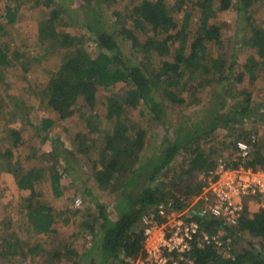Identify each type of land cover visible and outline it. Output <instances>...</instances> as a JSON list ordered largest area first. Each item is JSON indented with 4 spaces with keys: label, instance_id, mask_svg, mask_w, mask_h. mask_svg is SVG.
<instances>
[{
    "label": "trees",
    "instance_id": "1",
    "mask_svg": "<svg viewBox=\"0 0 264 264\" xmlns=\"http://www.w3.org/2000/svg\"><path fill=\"white\" fill-rule=\"evenodd\" d=\"M29 1L37 5V1L42 0ZM64 1L57 0L54 5L47 6L50 8L49 16L40 24L38 33L41 46L49 48L50 53L64 52L60 68L52 74L46 88H43L44 104L56 119L45 118L41 124L31 122V140L34 142L42 138V144L37 148L29 141L30 154L25 160L30 169L22 170L20 163L12 161L14 150L26 149L28 146L21 130L10 129V137L5 144L9 147L2 152L4 169L18 177L21 190L29 191L23 205L24 213L35 233L42 235L41 243L27 246L22 253L19 251V243L13 239L14 234H9L3 241L0 264H8L7 261L19 257V253L30 260L29 264L141 263L147 256V226L143 218L156 214L157 220L160 206L183 210L184 203L199 195L207 184L206 180L200 181L193 188L187 187L183 196L178 197L175 187L187 180L182 179L183 175L174 176L170 170L175 164L178 166L181 159L182 163L178 167L183 168V162L189 166L187 172L182 170L184 173L195 175L197 171H205L208 177L223 159L221 156L203 153L198 146L192 150L189 147L192 143L202 142L217 129H224L228 133L227 146H231L233 151L228 163H225L228 169L264 168V138L258 142L256 133L247 138L248 131L243 127L248 118L253 119V122L258 118L264 119V110L253 103L255 65L250 62L244 64L251 73V85L232 95L227 85L229 87L234 83L230 81V71L235 63L226 68L225 60L209 59L212 49L219 52L224 50L223 37L228 27L226 24L212 22L216 15L214 5H218L220 11L234 8L240 13H246L247 7L254 0H245V8L233 4V0H133L125 8L132 7L128 10V19L121 10L114 9L111 12L119 24H133L132 28L125 27L126 24L122 28L125 40L131 41L132 57H127L122 51L117 36L112 32L114 25L102 21L104 16L98 7L88 6L85 13L88 18L86 30L90 36L86 37L90 42L93 41L96 48L95 55H92L86 47V37L76 36L74 26L63 19L61 6ZM134 3L135 6H131ZM6 11L8 24H16L19 9L10 7ZM178 12L183 13L182 20L176 16ZM250 29L252 36L244 41L243 46L264 59V29ZM152 55L167 60L158 65L152 62ZM37 59L26 61L29 67H25V73L37 63ZM11 61L8 52L0 47V68L9 66ZM197 73H200V80L191 95L181 94L185 79ZM233 75L236 81H244L243 74ZM120 83L125 85L123 100L107 97L109 88ZM216 84L222 85L225 92L215 93L217 103L205 112V117H200V127L196 124L193 129L186 125L182 129L177 128L174 134L179 136L178 132L185 130L188 132L187 139L171 140L167 135L156 156L143 157L146 132L128 126L125 110L143 105L152 121L162 123L165 120L164 104L177 108L190 99L188 96L201 93L206 85ZM229 101L235 105L227 112L225 109L230 106ZM102 106L108 108L105 115L99 112ZM76 117L79 132L74 138L61 143L65 127L60 131L59 123ZM103 118L112 123L113 129L104 135L105 146L101 148L102 152L96 160L95 142L101 135L99 122ZM25 127L30 129L28 124ZM240 129L243 131L232 138V132ZM48 141L52 149L42 152L41 149ZM241 141L251 145L250 154L245 158L237 149ZM68 157L76 159V163L68 161ZM64 161L65 168L61 166ZM80 165H87L91 173L89 178L100 189L116 191L118 202L105 205L95 201V208L91 209L87 201L94 199L95 190L90 181L83 179L87 172L77 174L76 180L79 181L76 182L82 188L77 187L76 190L73 186L76 182L71 179L73 170ZM45 177L49 178L54 199L67 196V189H72L75 196L78 193L82 195L81 207L73 206L76 198L74 195L69 200L71 208L69 206L66 212L82 220L79 230L65 238H62L60 229L55 227L57 216L63 212L57 214L55 208L45 204L44 195L36 187V183ZM119 180L122 183L117 188L116 182ZM196 220L201 226V238L205 235L215 237L224 232L226 235L220 244L204 246L197 245L198 236L192 249L195 264H264V211L261 209L252 211L251 205L245 201L237 214L238 223L233 227L213 217L204 219L200 212ZM243 233L261 240L258 244L249 242V248H244L235 256L230 250L233 255L226 256L224 248L234 246ZM88 237L94 241L92 247L75 244V241Z\"/></svg>",
    "mask_w": 264,
    "mask_h": 264
},
{
    "label": "rangeland",
    "instance_id": "2",
    "mask_svg": "<svg viewBox=\"0 0 264 264\" xmlns=\"http://www.w3.org/2000/svg\"><path fill=\"white\" fill-rule=\"evenodd\" d=\"M56 1L57 0H42L41 2L37 1V5H34L36 3H31L29 0H0V47L8 52L12 60L9 66L0 68V251H2L4 245L3 241L9 234L12 233L14 234L13 239L17 240L19 243V251L22 253L27 246L29 247L41 243L42 235H37L35 233L28 216L26 213H24L23 205L25 198L29 194V191L25 192L21 190L18 185V177L13 173H8L4 169L2 152L9 147V145L6 146L5 144L8 137H10V129L14 128L21 130L23 137L28 143V146L26 149L14 150L12 161L13 163H20V168H22V170H24V168L30 169V166H28V161L25 160V157L30 154L29 141H31V144L35 145L37 148H40L42 144V138H39L34 142L31 140V136L33 135L30 127L31 122L41 124L45 118L52 117L56 119L55 115L51 113V110H49L44 104L45 100L43 97V88H46V85L48 84L52 74H54V72L60 68L64 52H57L53 54L50 53V50H48L49 48L41 46L38 34L40 24L49 16L50 8L47 6L50 4L54 5V2L56 3ZM72 1L73 3L71 4ZM89 1L90 2L87 3L86 0H65L61 6L62 17L65 21L70 22L72 26H74L76 36H90L86 30V24H88L86 23L88 21V18L86 19L85 14L86 8L88 6L98 7L104 16L102 21H109L110 25H114V29L112 30L110 28V30H112L113 34L117 36L124 54L127 55V57H132V54H130L133 51L131 41L125 40L124 36L122 35V28L125 24V27L132 28L133 24L130 22L125 24L122 22L119 24L115 21V18L111 12H113L114 9L117 11L121 10L128 19V15H130V11L128 10L132 9V7L129 9L125 8L127 4L129 5V3L133 0ZM233 4H238L240 7L243 6L244 8L246 6L245 0H233ZM131 6L134 7L135 3ZM10 7L12 9H19L17 12L16 24H8L7 22L8 20L6 17V10ZM218 7V5H214L213 10L216 15L215 18L212 19V22L217 24H226L228 27H226V32L223 37L224 50L219 52L217 49H212L209 52V59L212 60V58H217L225 60L227 62L226 68L235 63L234 68L230 71L232 74L230 81H233L234 83L231 86L229 85V87L227 85L228 90H232L230 92L232 95L237 94V91L239 90L249 88V85H251L250 81L252 79L251 73L247 71L244 64L247 62L254 64L256 69V78L255 85H253V103L254 105H258L260 109L264 110V59L254 54L252 51L250 52L249 48H245L243 46L244 41L249 40L252 36L250 27L264 29V0H254L253 4L250 7H247L246 13H240L234 8H231L228 11H220ZM176 16L182 20L183 13L178 12ZM112 21L114 22L112 23ZM85 42L88 51L92 55H95L96 48L93 41L90 42L86 37ZM152 56V62L158 65L160 62L167 60L165 57L159 58L155 55ZM31 58H38V61L37 63L35 62L33 67H31L27 73H25V67H29L26 64V61L30 60ZM199 74L200 73H197L193 77L188 76L185 79L184 90L181 94L191 95L193 88L197 85L198 80H200ZM233 74H243L244 81L242 83L236 81V77ZM216 85L218 87L215 85H206L204 89H202L201 93L196 92L194 96H188L190 99L177 108L171 106V104L168 103L164 104L163 110L165 113V120H163L162 123L152 121L149 114L147 113L146 107L143 105L125 110V116L128 119V126L134 128L133 130H144L146 132L145 148L142 152L143 157L156 156V154L160 152V148L163 146L165 137L167 135L171 140H175L176 138L187 139L186 135L188 132L185 130L182 132L179 131V136L174 134L177 128L182 129L183 126L186 125L187 128L193 129V126L196 124L197 127H200V124H198L200 122V117H205L207 115L205 112L209 111L217 103L215 101V93L220 91L225 92V88H223L222 85ZM124 94V83L111 86L106 92L107 97H115L118 100H123ZM228 103L230 106L225 109L227 112L229 111L230 107L235 105L233 101H229ZM99 110L102 115H105L108 108L107 106H102ZM77 119L78 118L76 117L59 123L58 126H60V131H62L64 127L65 129H68L66 131L68 134H66L64 129L61 143L70 140L71 137L74 138L79 132L80 126L76 125ZM263 120L264 119L258 118L255 120V122H253V119L248 118V122L243 126L244 129L248 131L247 138H249L251 134L256 133V140L258 142L263 140ZM25 124H28L30 129H27ZM99 127L101 129V135L98 138L96 137L95 151L97 152V155L94 156L96 160L99 159V155L102 152L101 148L105 146L103 139L104 135L110 133L113 129L112 123L106 119L100 120ZM242 131L243 130L240 129L239 131L235 130L234 133L232 132V136H234L232 138H235V135L240 134ZM226 134H228L226 130L221 128L217 129L214 133L210 134L206 140L198 143H192L189 147L194 150L196 146H198L203 153L211 156H221L223 157L221 161L228 163L230 154L233 151L231 146H227ZM243 135L245 136L246 132ZM51 149V142L48 141L41 150L42 152H49ZM226 150H228L227 153H225ZM41 155L42 154H40V156ZM61 160L62 159H60L59 162H61ZM73 160L74 159L68 157V161H71L75 164L76 159L74 161ZM180 160L181 159H179L178 166L182 163ZM65 164L66 163L64 161L61 163V166L65 168ZM178 166L175 164L174 168L172 171L170 170V172L174 176L176 175V177L183 175L182 179L187 180L186 182L181 183L178 187H175L174 190L176 191V195L178 197L183 196L184 192H186L185 190H187V187L193 188L198 182L204 180L207 181L212 177H207L206 173H204L205 171H197L195 172V175L184 173L182 170L187 172V169L189 168L188 164L185 162H183L181 165L184 166L183 168ZM254 169L264 168L256 167ZM85 171L87 173L83 175V179L90 181V185L95 190L94 199L87 201V205L90 206L91 209L94 210L95 201L105 205H112L118 202L116 191L110 192L100 189L97 183L89 178L91 173H89L87 165L77 166L76 169L73 170L71 179L75 182L79 181L76 180L78 177L77 174H81ZM181 171L183 173H181ZM210 173L212 174L213 172ZM48 179L49 178L45 177L42 181L37 182L36 187L39 190L38 192L41 191L44 195L43 202L45 204H50L53 208H55L57 214L58 212H63L57 216L55 227L60 229L62 232V238H65L66 236H70L79 230V223L80 220H82L80 217H73L71 213L66 212L69 206V208H71V202L69 200L73 198V195L75 196L76 194H74L72 189H67L65 190V193L68 194L67 196L54 199L51 183L48 181ZM119 183L121 184L122 181L120 182L119 180L116 182L117 188H120ZM76 184L74 183L73 185L76 187V190L77 187H83L82 185L78 186L77 182ZM80 195L81 194L78 193V196H75V200L79 197L82 199V195ZM245 201L247 204L251 205L252 211H257L259 208L258 204L262 200L260 197H252L245 199ZM191 202L192 200L185 202L184 204L187 205ZM170 211H173L175 214L183 212L174 207L170 208ZM155 216L156 214H152L149 217H151L153 220H156ZM157 218L159 219L156 220L157 223L160 225H166V219L159 216ZM224 233L219 235L217 234L219 236V242H222L223 236L226 235ZM239 238L240 239H238L234 246H227L224 248V254L226 256L229 257L233 255L230 250L234 252L233 256H235L244 248H249V242L252 244H258L261 240L258 237H252L251 235H248V233L241 234V237ZM202 242L203 239L200 238L197 241V245L202 246ZM75 244L77 246L86 245L87 247H92L94 245V241L88 237L75 241ZM19 255L20 256L16 257L15 259H9L7 263L29 264L30 260L28 258L24 257L21 253H19ZM17 261L18 263H15ZM136 264L141 263L136 262Z\"/></svg>",
    "mask_w": 264,
    "mask_h": 264
},
{
    "label": "built area",
    "instance_id": "3",
    "mask_svg": "<svg viewBox=\"0 0 264 264\" xmlns=\"http://www.w3.org/2000/svg\"><path fill=\"white\" fill-rule=\"evenodd\" d=\"M237 149L245 158L250 154L251 145L241 141ZM210 176L202 192L185 205L183 212L175 214L170 211V206L158 208L159 216L166 219V225H160L149 216L143 218L147 226V256L141 264H195L192 249L193 242L201 234L200 223L196 220L199 212L204 219L213 217L233 227L238 223L237 214L245 199L260 197L262 201L258 207L264 211V169H228L221 161ZM82 204L81 198L74 201L75 207ZM218 238L205 235L202 246L220 244Z\"/></svg>",
    "mask_w": 264,
    "mask_h": 264
}]
</instances>
